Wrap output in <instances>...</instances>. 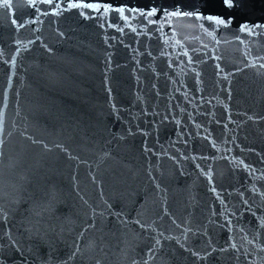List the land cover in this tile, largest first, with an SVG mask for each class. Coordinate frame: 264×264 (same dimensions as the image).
<instances>
[{
  "label": "water",
  "instance_id": "95a60500",
  "mask_svg": "<svg viewBox=\"0 0 264 264\" xmlns=\"http://www.w3.org/2000/svg\"><path fill=\"white\" fill-rule=\"evenodd\" d=\"M128 2L136 5L147 0ZM198 2L205 15L218 11L214 0ZM13 4L17 20H26L32 14L24 6V0H13ZM12 18L11 14L0 11V50L5 58L14 55V38L23 44L36 35L40 39L28 45L31 49L28 52H24L21 45L15 67L10 69L0 63V112L5 113L7 120L5 132L0 135V204L7 202L6 192H14L19 201L9 205L14 209L9 224L0 221V244L4 245L0 259H4L5 264H133L134 260L137 264L145 260L149 264H191L187 253L174 241L163 238V247L156 258L150 259L147 254L157 231H165L166 235L178 233L171 224L172 219L178 223L191 219L193 227L207 224L209 218L218 221L208 225L209 231L215 243L224 244L229 233L219 226L223 220L211 216L213 210L217 213L221 210V205L194 164L179 159L185 152L216 157L197 163L203 168H213L214 183L222 198L230 208L235 206L243 213L234 233L237 243L244 244L240 236L245 233L249 238L255 234L257 243L264 242V231L258 228V218L264 217V201L257 198L248 211L237 195L238 192L249 194L251 180L242 170L241 160L264 170V119H260L264 117V75L246 67L243 55L247 50L248 60L264 56V30H259L258 36L243 37L244 45L228 35V42L219 46L218 54L222 57L219 63L226 69L225 74L235 73L230 77V100L227 91L221 92L215 84L216 61L197 65L202 69L203 95L206 98L213 94L219 96V102L212 101L214 108L205 104L208 111H215V118L196 115L197 122L209 127L211 138L216 139L221 148L216 152L199 139L190 141L187 147L182 143L172 146L170 142L176 139L174 125L169 124L157 132L150 123L153 117L141 115L145 105L136 99V76L148 84L157 83L164 96L158 99L155 90L144 88L142 95L147 97V106L154 108L158 104L161 111L165 107L167 92L172 87L169 75L175 77V74L167 69L163 60L151 61L147 56H140L145 70L136 71L132 58L136 54L131 49L125 48L119 40L111 41L114 47L108 48L96 22L83 21L75 13L59 20L47 18L43 25L35 26L40 27L39 33H34L32 26L16 33L10 24ZM237 19L264 24V0H249L247 11L238 13ZM108 35L119 37L111 30ZM123 40L137 46L134 34L129 33ZM139 48L141 51L150 48L157 53L160 44L155 36L151 41L141 36ZM109 54L113 61L111 70L104 62ZM105 71H108L107 85ZM156 71L161 73L158 81L154 77ZM9 77L12 78L10 84L7 83ZM175 78L193 84L192 74ZM109 85L111 95L107 92ZM222 87L227 89V82ZM196 99L199 101V95ZM112 103L118 111L112 109ZM170 103L184 102L179 97ZM188 108L192 110L191 106ZM225 108L230 109L235 121L228 130L215 123V119L227 123ZM249 115L254 116V120H248ZM137 125L152 134L140 135ZM130 127L137 131L136 135L128 136ZM192 131L195 133V128ZM22 132L25 135L22 136ZM27 136L39 143L33 144ZM121 136L127 138L121 140ZM145 140L155 155L143 151ZM44 144L52 151L46 152ZM56 144L77 159L69 160L67 152L55 147ZM104 152L110 153V157L101 161ZM221 155L228 159H219ZM170 156L175 158L169 159ZM93 175L95 183L91 179ZM156 184L163 193L155 189ZM262 185L264 181L258 182V187ZM37 200L46 205L40 217H34L31 211ZM164 207L170 215L161 218ZM93 208L104 215L96 218L95 228H90L88 217ZM136 219L152 225L154 230L145 232L134 223ZM33 224L40 228L39 235L25 231ZM9 227L12 236L20 242L19 252L7 247L4 237ZM241 227L243 233L239 231ZM93 243L95 246L90 247ZM76 245L81 252L73 257ZM236 255L221 254L217 264H245L244 257L241 255L240 260H236Z\"/></svg>",
  "mask_w": 264,
  "mask_h": 264
},
{
  "label": "snow or ice",
  "instance_id": "6c2138e0",
  "mask_svg": "<svg viewBox=\"0 0 264 264\" xmlns=\"http://www.w3.org/2000/svg\"><path fill=\"white\" fill-rule=\"evenodd\" d=\"M214 2L218 7V11L210 15H205L201 11L198 0H147L146 3L138 2L136 5L130 4L128 0H24V6L30 9L32 14L23 21L15 18L13 0H0V11L13 16L10 24L16 33L30 26H32L34 33H39L41 30L40 27L35 26L43 25L47 18L52 17L59 20L66 14L75 13L83 21L96 22L97 26L104 33L103 42L108 48L114 47L111 41L119 40L125 48L131 49L136 54L132 57L137 66L136 71L142 72L145 70L139 57L147 56L151 61L163 60L166 63L167 69L172 74H175V77H179L181 74L187 77L189 74H192V85H189L184 79H178L173 75H169V83L172 87L167 92V100L162 111L158 104L154 108H149L147 106V97L142 95L144 88H150L155 90V97L164 99L157 83L152 82L148 84L147 81H142L139 76H136V99L145 105L141 109V115L144 117H153L150 123L153 130L157 132L169 124L174 125L176 139L170 142L172 146L182 143L187 147L190 141L199 139L206 141L216 152H220L221 148L218 146L216 139L211 138L212 132L209 127L203 122H197L196 120L197 114L215 118V111H208L205 108V104L214 108L215 106L212 105V101L217 100L219 102V96L217 94H213L211 98H206L203 95L204 80L202 69H198L197 65H206L209 60L216 61L214 65L215 84L220 87L221 92L227 91V98L230 100L232 97V81L230 77H234L235 73L227 72L225 74L226 69L219 63L222 59L221 55L218 54L219 46L222 43L228 42L226 39L228 35L233 36L238 44L244 45L245 39L243 37L260 35L261 32L259 30H264V24L243 22L237 19L238 13L247 11L249 0H214ZM134 24H138V26H134ZM109 30L118 33L119 37L116 35L109 36ZM129 33L136 36V47L124 43L123 37ZM60 35L63 36L64 34L60 33ZM141 36L146 37L148 41H151L155 36L160 44L158 52L153 53L150 48L146 51H141L139 48V38ZM39 39V36L36 35L35 39H30L27 44H23V41L14 38V55L10 59L5 58L4 52L0 50V63H3L10 69L15 67L17 57L22 51L21 45H23V51L28 52L31 51L28 45L36 44ZM243 55L245 57L244 62L246 67L256 69L259 75H264V72L260 71L264 70V56H256L254 60H248L249 51L247 50ZM257 61L260 62L257 63ZM104 62L109 66V70H111L113 63L112 55L109 54L106 56ZM177 69L180 70L179 73ZM160 75V72H154L156 81L159 80ZM104 77L107 85L108 71L104 72ZM224 82H227V89L222 87ZM7 83H12L11 77H9ZM141 85H143V88ZM107 92L109 95L112 94L110 85L107 86ZM197 95H199V101L196 99ZM179 97L183 98V104L177 103L176 105H172L170 103L172 99H178ZM5 100H7V95L5 96ZM188 106H191V111ZM5 107H7V104H5ZM111 107L113 110L118 111L115 103H112ZM224 111L227 113V123H222L220 119H215V123L221 125L223 129L228 130L229 125L235 121L229 108H225ZM260 119H264V117ZM248 120H254V116L249 115ZM211 122L212 119L209 120V123ZM6 123L5 113L0 112V135H3L5 132ZM192 128H195V133H193ZM136 129L144 137L152 134L149 130L140 128L139 125L136 126ZM201 129H203V135H201ZM137 131H133L130 127L127 130V134L128 136H133L137 134ZM21 135L23 136L25 133L22 132ZM26 138L31 140L33 144L39 143L31 136H27ZM126 138V136L120 137L121 140ZM224 143H227V139L224 140ZM0 145H2V141H0ZM55 147L67 152L60 144H56ZM43 148L46 152L52 151L47 144H44ZM143 151L155 155L153 150L148 146L147 140L144 142ZM109 157L110 153L104 152L100 156V160L104 161ZM67 158L69 160L77 159L70 152H67ZM174 158L172 156L169 157V159ZM210 158L213 160L216 159L215 156H205L202 153L197 156L196 154H189L187 152L182 153L179 157L180 160H188L194 164L195 168L199 170L200 175L207 181L209 191L219 201L221 210L218 213L213 210L211 216L219 217V219L223 220V223H220L219 226L229 233L224 239V244L215 243L209 231L208 225L217 223L218 221H213L209 218L207 224H200L193 227L191 219H185L182 223H178L176 219H172L171 224L175 230H178V233L166 235L165 231H157V235L152 238L154 243L147 250L149 258L154 260L156 253L163 247V240H170L174 241L183 253L188 254L191 259V264H217L218 257L224 253L237 254L235 256L236 260H240V256L242 255L245 264H264V242L257 243V236L255 234L249 238V235L245 233L240 236L244 244L237 243L234 233L243 213L238 211L235 206L230 208L229 204L222 198L214 183L213 168L211 166L203 168L200 163H197L198 160H208ZM219 159L227 160L228 157L221 155ZM240 164L242 165V170L251 178L248 189L250 195L243 192H238L237 195L239 196L240 204L246 210L250 211L252 204L255 203L257 198L264 201V185L258 187V182L264 181V170L257 169L244 160H241ZM256 173H259V175ZM91 179L93 183L96 182L94 175ZM155 189L163 193V189L159 184L155 185ZM231 194L229 193V195ZM4 199L7 202L0 204V221L8 225L14 211L9 205H14L19 201L16 199L14 192H6ZM84 203L87 204L88 202L84 201ZM45 207L46 205L40 203L39 200L35 201L34 207L31 209L33 216H42V209H45ZM103 215V212L98 213L93 208L92 215L88 217L90 221L88 227L95 228L96 218L98 216L103 217ZM169 215V210L167 207H164L161 218ZM258 221L259 230L264 231V217H259ZM134 223L138 224L145 232L154 230L152 225L146 224L139 219H136ZM25 231L35 232L39 235L40 228L36 224H33L31 228H26ZM239 231L243 233L244 229L241 227ZM80 236L83 237V233H80ZM4 239L7 241V247L17 252L21 250L20 242L12 236L10 227L6 230ZM244 245H247V247ZM94 246V243L90 244V247ZM3 247L4 245L0 244V249ZM80 252V246L76 245V250L72 256L74 257ZM0 264H5L4 259H0ZM133 264H137V262L134 260ZM143 264H149L148 260H145Z\"/></svg>",
  "mask_w": 264,
  "mask_h": 264
}]
</instances>
